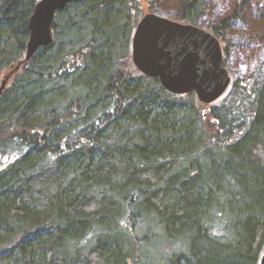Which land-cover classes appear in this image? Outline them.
<instances>
[{"label":"trees","instance_id":"1","mask_svg":"<svg viewBox=\"0 0 264 264\" xmlns=\"http://www.w3.org/2000/svg\"><path fill=\"white\" fill-rule=\"evenodd\" d=\"M38 1L0 0V264H260L264 0L205 25L209 0H78L24 61ZM145 11L219 38V99L135 67Z\"/></svg>","mask_w":264,"mask_h":264},{"label":"water","instance_id":"2","mask_svg":"<svg viewBox=\"0 0 264 264\" xmlns=\"http://www.w3.org/2000/svg\"><path fill=\"white\" fill-rule=\"evenodd\" d=\"M76 1H38L29 21L30 37L24 61L52 44L56 13ZM132 60L140 72L158 78L168 91L175 94L195 92L199 102L205 105L219 99L233 79L223 65L224 48L212 32L152 12L145 13L136 25ZM11 76L12 72L3 78L0 96ZM260 264H264V251Z\"/></svg>","mask_w":264,"mask_h":264},{"label":"rangeland","instance_id":"3","mask_svg":"<svg viewBox=\"0 0 264 264\" xmlns=\"http://www.w3.org/2000/svg\"><path fill=\"white\" fill-rule=\"evenodd\" d=\"M234 1L235 0H209L207 8H206V15L204 17L203 25H205L207 23L215 22L219 18H221L224 14H226L228 11H230L231 4ZM144 13H148V12L145 11ZM134 31H135V29L133 30L132 37H133ZM251 49H252V47H248L249 51H246V53L249 54ZM248 54H244V55L240 54V59H239L240 64H237L233 69L238 75H243L246 72H248V69H249L250 64H251L249 62V65H248L247 61L245 60L247 57L245 55H248ZM260 55H262L263 57L262 56L261 57L264 58V51L262 53H260ZM230 67H231V69L233 68L232 65H230ZM263 251H264V248L262 249L261 254L263 253Z\"/></svg>","mask_w":264,"mask_h":264},{"label":"flooded vegetation","instance_id":"4","mask_svg":"<svg viewBox=\"0 0 264 264\" xmlns=\"http://www.w3.org/2000/svg\"><path fill=\"white\" fill-rule=\"evenodd\" d=\"M131 46H132V43H131Z\"/></svg>","mask_w":264,"mask_h":264}]
</instances>
